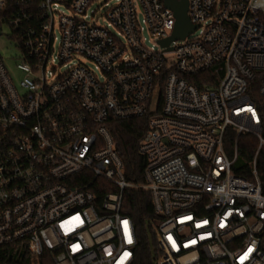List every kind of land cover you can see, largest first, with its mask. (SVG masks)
<instances>
[{"label": "built area", "instance_id": "1", "mask_svg": "<svg viewBox=\"0 0 264 264\" xmlns=\"http://www.w3.org/2000/svg\"><path fill=\"white\" fill-rule=\"evenodd\" d=\"M187 14L197 29L167 47L166 0H0L20 74L0 51V249L140 264L134 190L156 214L152 264H264V0ZM142 117L134 181L111 122ZM245 134L257 148L239 163Z\"/></svg>", "mask_w": 264, "mask_h": 264}, {"label": "trees", "instance_id": "2", "mask_svg": "<svg viewBox=\"0 0 264 264\" xmlns=\"http://www.w3.org/2000/svg\"><path fill=\"white\" fill-rule=\"evenodd\" d=\"M264 117V101L260 104ZM147 118H133L125 121L112 120L111 129L116 138L120 154L127 164V178L141 181L144 178L145 159L138 151V143L143 135ZM241 157L239 163L248 162L257 148V138L250 134L240 136ZM260 166L264 171V150L260 157ZM238 173L246 175L237 165ZM124 212L130 215L135 223L139 237V263L152 264V253L155 247V229L152 221L156 218L152 198L149 192L129 190L125 194ZM0 264H37L29 253L14 251L11 247L0 249ZM38 264H54L51 256L44 255Z\"/></svg>", "mask_w": 264, "mask_h": 264}, {"label": "water", "instance_id": "3", "mask_svg": "<svg viewBox=\"0 0 264 264\" xmlns=\"http://www.w3.org/2000/svg\"><path fill=\"white\" fill-rule=\"evenodd\" d=\"M166 3L175 11L177 17L173 35L161 41L163 45L169 47L172 41L185 38L188 34L195 31L197 26L191 22L187 14L188 0H166Z\"/></svg>", "mask_w": 264, "mask_h": 264}, {"label": "rangeland", "instance_id": "4", "mask_svg": "<svg viewBox=\"0 0 264 264\" xmlns=\"http://www.w3.org/2000/svg\"><path fill=\"white\" fill-rule=\"evenodd\" d=\"M0 49H1L0 51H2V53L6 57H7V55H10L12 52H14L16 50L13 41L9 40L6 36H3L0 38ZM78 59H80L81 61H83L85 63H88V61L84 57H79ZM6 64L9 68L11 74L15 78V80L19 79L20 74L16 69L15 61H13L12 59H8V57H7ZM158 100H159V91H157L155 94V100H154L155 105L157 104Z\"/></svg>", "mask_w": 264, "mask_h": 264}]
</instances>
